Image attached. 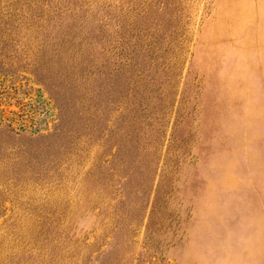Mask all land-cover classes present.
<instances>
[{"label":"rangeland","instance_id":"obj_1","mask_svg":"<svg viewBox=\"0 0 264 264\" xmlns=\"http://www.w3.org/2000/svg\"><path fill=\"white\" fill-rule=\"evenodd\" d=\"M0 264H264V0H0Z\"/></svg>","mask_w":264,"mask_h":264}]
</instances>
